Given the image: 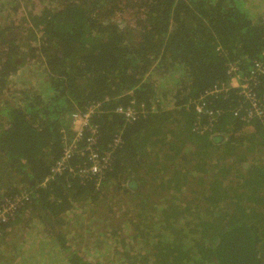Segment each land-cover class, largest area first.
<instances>
[{"label": "trees", "instance_id": "1", "mask_svg": "<svg viewBox=\"0 0 264 264\" xmlns=\"http://www.w3.org/2000/svg\"><path fill=\"white\" fill-rule=\"evenodd\" d=\"M1 12L0 264H264L263 120L234 114L236 90L212 93L230 64L245 77L259 59L264 0H8ZM17 77L30 84L6 95ZM252 90L264 104V73ZM98 103L108 169L55 174L71 114ZM127 106L144 113L125 122ZM20 218L55 237L52 256L6 243Z\"/></svg>", "mask_w": 264, "mask_h": 264}, {"label": "built area", "instance_id": "2", "mask_svg": "<svg viewBox=\"0 0 264 264\" xmlns=\"http://www.w3.org/2000/svg\"><path fill=\"white\" fill-rule=\"evenodd\" d=\"M264 73V50L261 52L259 59L253 61L251 70L247 76H241L238 72V65L230 64L227 69L229 81L220 86H214L212 93L224 95L230 91L236 90L235 93L242 99L243 107L235 111V115L242 114V121L259 119L264 124V104L261 99L256 97L252 90V83ZM100 104H92L83 112H74L69 119V130L72 132V138L64 143L60 158L54 165V173L61 174L68 172L75 176L84 178H93L101 176L110 164V154L108 152L99 153L96 150L95 128L91 124L92 117L98 111ZM242 113H240V109ZM116 113L121 115L125 122L135 121L140 114L144 113L143 107L135 109L133 106L125 108L118 107ZM240 116V115H239ZM84 131L90 133L84 136ZM63 132V130H62ZM120 143L119 137H115L112 148ZM82 159L81 165H73L74 158ZM7 206V205H6ZM11 206H7L0 211V222L6 220V214Z\"/></svg>", "mask_w": 264, "mask_h": 264}, {"label": "rangeland", "instance_id": "3", "mask_svg": "<svg viewBox=\"0 0 264 264\" xmlns=\"http://www.w3.org/2000/svg\"><path fill=\"white\" fill-rule=\"evenodd\" d=\"M6 1H8V0H0V4L5 3ZM2 15H4V12L0 13V17H3ZM0 22H1V20H0ZM29 56H30V52H29V54L23 52L21 54V56L19 57V59H21L22 62H25L26 59L29 58ZM29 66H30V64H27V65L25 64L24 68H27ZM26 73L28 75L33 74L31 72V69H27ZM20 79H21V77L11 78V80L9 79L10 80L9 81L10 82L9 83V89L6 91V95H12L13 96L17 91H21V89L27 87L30 84L29 80L21 81ZM20 219H21V221H24L25 224L24 225H22V224L19 225L18 224L16 226H14L13 230L9 231V239L8 240H11V241H7L6 243H8L9 245L16 246V245H18V243H15V242L24 240V241H27V247L33 249V244L37 245L38 248L40 249V252L44 251V253L47 252V255H51L52 256V254L55 253V245L57 244L55 237L52 234H50L51 239H49V242H48L47 241L48 239L46 240V239H43L42 237H40L38 235H32L33 234V232H32L33 230L34 231H38L37 227L39 225H37V224L35 225V224H31V223H27L26 224V222H25L26 220L25 219H23V218H20ZM68 224L71 225V226L75 225V223H70V222H68ZM28 225L32 226V228L27 227ZM46 225L48 227L47 226H44V227H47L48 229H53L54 230V226L51 223L48 222V224H46ZM41 229L44 230L43 225H41ZM48 233H50V232H48ZM24 235H28V236L25 237ZM33 241H36V242H33ZM46 242H47V244H45ZM53 264H55V263H53Z\"/></svg>", "mask_w": 264, "mask_h": 264}, {"label": "bare ground", "instance_id": "4", "mask_svg": "<svg viewBox=\"0 0 264 264\" xmlns=\"http://www.w3.org/2000/svg\"><path fill=\"white\" fill-rule=\"evenodd\" d=\"M111 158V157H110ZM104 174V173H103ZM103 176V175H102ZM95 178V177H94ZM98 179V178H97ZM87 182V181H86Z\"/></svg>", "mask_w": 264, "mask_h": 264}]
</instances>
